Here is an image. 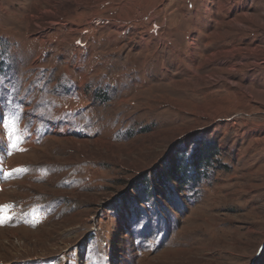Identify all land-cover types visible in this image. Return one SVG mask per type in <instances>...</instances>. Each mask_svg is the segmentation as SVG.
I'll return each mask as SVG.
<instances>
[{
    "label": "rangeland",
    "instance_id": "rangeland-1",
    "mask_svg": "<svg viewBox=\"0 0 264 264\" xmlns=\"http://www.w3.org/2000/svg\"><path fill=\"white\" fill-rule=\"evenodd\" d=\"M0 46V264H264V0H0Z\"/></svg>",
    "mask_w": 264,
    "mask_h": 264
},
{
    "label": "trees",
    "instance_id": "trees-1",
    "mask_svg": "<svg viewBox=\"0 0 264 264\" xmlns=\"http://www.w3.org/2000/svg\"><path fill=\"white\" fill-rule=\"evenodd\" d=\"M3 68L4 65L1 63L0 70H2ZM211 151L213 154L211 153ZM214 153H217L214 147L208 146L204 148L202 146H198L197 149L193 151L190 162L186 161L184 167L182 168L180 166H177L176 171H174L172 174L169 170H167L166 176H173L174 174H176V177L179 179V181H182V179L188 177L189 173H193L196 176V178L193 176V178H195L194 181H196L195 183L201 182V178L206 176L207 169L211 166L210 159L213 158ZM202 171H204L205 173L202 174Z\"/></svg>",
    "mask_w": 264,
    "mask_h": 264
},
{
    "label": "snow or ice",
    "instance_id": "snow-or-ice-1",
    "mask_svg": "<svg viewBox=\"0 0 264 264\" xmlns=\"http://www.w3.org/2000/svg\"><path fill=\"white\" fill-rule=\"evenodd\" d=\"M0 223H3V221H0Z\"/></svg>",
    "mask_w": 264,
    "mask_h": 264
}]
</instances>
